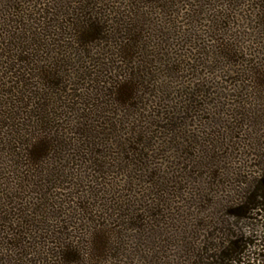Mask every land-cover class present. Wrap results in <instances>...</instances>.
I'll return each instance as SVG.
<instances>
[{
  "label": "trees",
  "instance_id": "1",
  "mask_svg": "<svg viewBox=\"0 0 264 264\" xmlns=\"http://www.w3.org/2000/svg\"><path fill=\"white\" fill-rule=\"evenodd\" d=\"M251 89L264 0H0V264H264L263 136L190 133Z\"/></svg>",
  "mask_w": 264,
  "mask_h": 264
},
{
  "label": "rangeland",
  "instance_id": "2",
  "mask_svg": "<svg viewBox=\"0 0 264 264\" xmlns=\"http://www.w3.org/2000/svg\"><path fill=\"white\" fill-rule=\"evenodd\" d=\"M257 93L256 90L251 89L247 94H238L233 98L226 99L224 108L220 107V109L213 111L217 119H220V117L222 119L220 126H216L212 122L213 120L211 122H197L196 120L190 129V133L196 135L200 141L218 140L224 145L222 150L218 152L219 155L229 158L231 152L230 158L232 160L235 158V164L237 160L246 159L248 167H251L254 161L257 162V159L252 156L255 151L251 146L255 136H263L264 138V95L259 96ZM218 113H220V117L217 116ZM200 116L203 120L207 117L204 114ZM224 147L227 148L226 151L223 150ZM176 163L179 162L176 161ZM235 167H237V164ZM233 169L235 168L233 167ZM209 183L210 180L205 171L194 169L190 184H185L186 186L183 188L185 192L181 199L183 202L181 200L176 201L173 205L175 207L174 215L181 211L184 202L191 198V194L195 193L196 189H206V187H209ZM178 202L179 204H176ZM165 223L168 225L167 222Z\"/></svg>",
  "mask_w": 264,
  "mask_h": 264
}]
</instances>
